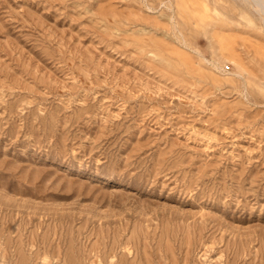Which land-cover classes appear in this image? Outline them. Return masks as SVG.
<instances>
[{"label":"rangeland","instance_id":"374dc122","mask_svg":"<svg viewBox=\"0 0 264 264\" xmlns=\"http://www.w3.org/2000/svg\"><path fill=\"white\" fill-rule=\"evenodd\" d=\"M0 264H264V0H0Z\"/></svg>","mask_w":264,"mask_h":264}]
</instances>
